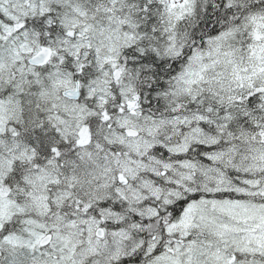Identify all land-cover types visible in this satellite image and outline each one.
<instances>
[{"label":"snow or ice","instance_id":"1","mask_svg":"<svg viewBox=\"0 0 264 264\" xmlns=\"http://www.w3.org/2000/svg\"><path fill=\"white\" fill-rule=\"evenodd\" d=\"M0 264H264V0H0Z\"/></svg>","mask_w":264,"mask_h":264}]
</instances>
